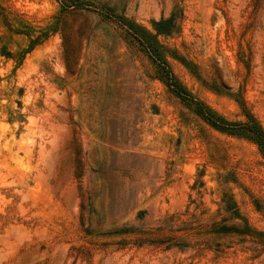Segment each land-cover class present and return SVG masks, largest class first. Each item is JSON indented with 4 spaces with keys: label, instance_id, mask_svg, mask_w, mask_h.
I'll return each mask as SVG.
<instances>
[{
    "label": "rangeland",
    "instance_id": "1",
    "mask_svg": "<svg viewBox=\"0 0 264 264\" xmlns=\"http://www.w3.org/2000/svg\"><path fill=\"white\" fill-rule=\"evenodd\" d=\"M199 102L264 129V0H0V264H264L209 233L264 235V156Z\"/></svg>",
    "mask_w": 264,
    "mask_h": 264
},
{
    "label": "trees",
    "instance_id": "2",
    "mask_svg": "<svg viewBox=\"0 0 264 264\" xmlns=\"http://www.w3.org/2000/svg\"><path fill=\"white\" fill-rule=\"evenodd\" d=\"M108 16L119 18L112 13H108ZM119 22L122 25L126 26V31L133 42L137 43L142 49H148V51L152 54V58L154 59V61L158 62V66L160 68L158 71L159 78L162 79L163 82H165L166 85L170 87L171 91L176 93L184 101H192L193 97L189 95L187 91L176 81V78L169 69L167 63L157 53V49L154 48V45L158 44L156 39H154L152 35L140 29L134 24L120 20ZM172 22H174V18L155 23L156 31L158 33H167L170 29V26H172ZM199 105L200 107L196 109V112L212 127L227 132L231 135L248 138L254 141L258 145L261 153L264 156V129L254 118V116L246 110L245 107L243 109L247 116V121L244 123H231L216 115L202 103L199 102ZM223 203L225 205L226 212H232L238 218L241 216L239 213V209L230 197H228L227 195L224 196ZM242 221L243 224L240 225L226 224L225 221L212 223L210 225L209 233L217 237L240 236L242 237V240L246 241L251 238L252 241L257 243H259L258 239H260L262 240L261 243L264 244V235L261 233H257L250 226L249 222L246 219L242 218Z\"/></svg>",
    "mask_w": 264,
    "mask_h": 264
}]
</instances>
